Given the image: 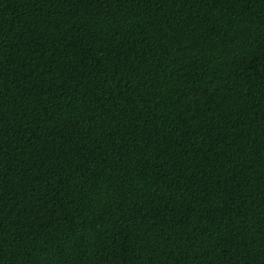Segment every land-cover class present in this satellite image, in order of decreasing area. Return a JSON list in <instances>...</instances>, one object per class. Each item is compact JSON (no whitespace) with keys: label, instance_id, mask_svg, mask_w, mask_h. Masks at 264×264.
Returning a JSON list of instances; mask_svg holds the SVG:
<instances>
[{"label":"trees","instance_id":"16d2710c","mask_svg":"<svg viewBox=\"0 0 264 264\" xmlns=\"http://www.w3.org/2000/svg\"><path fill=\"white\" fill-rule=\"evenodd\" d=\"M0 264H264V0H0Z\"/></svg>","mask_w":264,"mask_h":264}]
</instances>
